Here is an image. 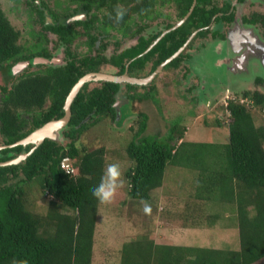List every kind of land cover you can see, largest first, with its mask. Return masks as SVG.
Masks as SVG:
<instances>
[{
	"label": "trees",
	"instance_id": "1",
	"mask_svg": "<svg viewBox=\"0 0 264 264\" xmlns=\"http://www.w3.org/2000/svg\"><path fill=\"white\" fill-rule=\"evenodd\" d=\"M91 1L97 5L107 4L112 9L108 16L111 14L115 18L120 14L116 9L118 0ZM139 1L142 2L141 14L150 16L154 0ZM187 2L186 7L181 6V16L191 0ZM198 12L197 5L192 14ZM212 13L201 12L203 17H189L145 55L139 53L155 36L141 38L136 47L127 48L110 59L102 56L76 58L68 44L65 64L39 63L38 69L31 70L35 65L34 56L50 57L51 53L46 47H37V43L23 44L20 31L11 23L0 2V71L5 79H13L10 86H0L3 143H14L47 121L62 117L65 100L73 85L87 72L99 70L103 61L115 65L119 68L118 73H122L130 60L129 69L134 72L153 59L150 74L182 46L194 28L207 25ZM251 18L264 24V14ZM47 27L58 32L64 42L72 40L75 34L71 26L48 24ZM208 32L201 29L199 34ZM93 39L90 37V45ZM184 56L183 53L178 55L165 68L178 67ZM25 60L30 62L27 68L14 73L13 66ZM99 80L101 84L93 88L85 83L73 100L71 118L60 130L67 140L64 146L46 138L20 163L0 165V264H92L99 204L92 191L104 175L105 148L86 149L78 144L79 137L91 123L103 117H110L121 125L133 112L132 106L137 100L131 93L121 95L120 83ZM126 86L129 91L137 87L129 83ZM243 96L254 105L264 107L263 91L245 90ZM146 98L157 102L150 90L139 99ZM225 109L229 117L226 123L229 141L187 142L190 147L185 151L182 147L188 127L175 135L179 127L173 126L165 138L146 135L143 133L148 117L142 113L139 127L126 148L133 161L126 177L129 194L133 198L149 200L152 191L163 185L169 164L196 170V191L193 189L190 198L230 204L237 216L239 247L224 249L156 243L141 238L123 244L120 264H254L264 259V125L256 124L251 109L238 98H228ZM220 119L217 121L224 124L225 121ZM34 146L30 143L0 149V161L29 152ZM66 155L77 159L78 175L66 173L60 167V160ZM34 180L52 198L46 218L31 212L24 203L23 184Z\"/></svg>",
	"mask_w": 264,
	"mask_h": 264
},
{
	"label": "rangeland",
	"instance_id": "2",
	"mask_svg": "<svg viewBox=\"0 0 264 264\" xmlns=\"http://www.w3.org/2000/svg\"><path fill=\"white\" fill-rule=\"evenodd\" d=\"M43 1L47 5L42 19L40 15L37 17V14L28 12L30 8L26 5L27 0H0L11 23L20 31L21 42L28 45L36 40L32 33L39 30L44 32L48 35H45L47 40L44 38V41L53 56L47 59L51 64L63 65L66 61L65 47L60 44L55 34L46 33L44 25L52 22V10L60 12L63 5H69L66 9L71 13L74 4L68 0ZM217 2L221 4L222 1ZM249 2L251 1L245 0L238 4V13L233 22L223 23L222 27L213 26L205 37H200L198 42L194 41L195 49L192 50L193 57L190 60L183 61L179 67L161 69L146 86H138L129 91L122 83L120 94H134L137 100L133 103V112L121 125L116 124L110 117H103L91 123L80 135L78 144H82L86 149L105 148L104 173L110 163L119 164L121 170L119 178L121 185L111 201L107 203L99 201L98 204L92 264H120L123 244L141 238L156 243L224 249L239 247L237 216L235 210L230 209L231 205L224 201L190 198L193 189L196 191L198 176L196 170L169 164L163 185L152 191L151 199L133 198L129 194L126 177L133 161L126 148L139 127L142 113L148 117L147 128L143 133L146 135L165 138L173 126L179 127L175 135H178L182 128L188 127L183 151L190 147L187 142L227 143L229 127L226 123L229 117L225 104L228 98L246 100L244 102L251 109L256 124L264 125V107L254 105L243 96L245 90L259 89L264 92V24L257 20V28H260L257 29L249 22L243 21L251 12L248 9ZM255 2L264 7V0H254ZM156 8L158 14L148 22V27L144 30L145 35L179 19L178 9L172 0H160ZM37 9L41 10L38 4ZM257 10L264 14V9ZM136 20L137 18L131 22V29L128 32L135 28ZM219 30L220 32L225 30L229 39L211 41V33ZM258 31L263 33V36ZM105 38L108 45L100 53L106 57L136 42L129 33L126 35L114 29H109ZM86 39V35H81L70 46L77 57L90 53L95 55L99 52V43L95 44L93 50L87 51ZM232 39L234 42H229ZM227 44L229 48L226 47ZM43 47L45 46L39 45V48ZM39 63L41 62L37 61L30 69H38ZM151 64L148 62L136 72L139 75L149 73ZM25 68L27 67L15 70L14 73H19ZM100 68L101 71L108 73H116L118 70L110 62L101 64ZM2 72L0 71V86L4 84L10 86L13 79H5ZM99 85L98 82H89V88ZM149 90L154 93L157 102L150 98L139 99ZM217 118H221L220 120L225 123L221 125ZM3 141L4 137L0 132V145ZM56 141L62 146L67 142L61 133ZM23 189L25 206L31 212L46 218L50 211L51 196L44 193L35 180L25 182ZM215 191L213 193L216 196ZM146 206L149 208L147 212L144 210ZM254 264H264V259Z\"/></svg>",
	"mask_w": 264,
	"mask_h": 264
},
{
	"label": "flooded vegetation",
	"instance_id": "3",
	"mask_svg": "<svg viewBox=\"0 0 264 264\" xmlns=\"http://www.w3.org/2000/svg\"><path fill=\"white\" fill-rule=\"evenodd\" d=\"M172 1L175 3V5L178 9L177 11H178L179 19L174 23H171V22L167 23V25H165V27H163L162 29H160L156 32H152L148 35L144 34V30L148 27V22L150 20H152V18H154L156 16V14H158L156 5L160 2V0H154V5H153L152 11L150 13V16L141 14V11H140L141 6H142L141 1H139V0H118L116 9L120 10L119 11L120 14H116L115 18L111 14L108 16L110 10H112V9H110V7L107 4L97 5V3H95V4L92 3L93 1H91V0H68L69 3L74 4L73 11L71 13H69L70 11L66 9V7H68L69 5H66V6L63 5L60 8V9L64 10V12H62V10H60V12L52 10L51 11L52 22H50L49 25L51 24V25H60L62 27H66V26L73 27V30L75 32L73 39L70 40L69 42H64L60 38V35L58 32L52 31L51 29H49L47 27L48 24H45L44 28H45L46 33L50 32L52 34H55L56 38L59 40L60 44L65 47V57L67 56L66 55L67 46H69V45L71 46L73 44V42L78 37H80L81 35H86L87 39L85 42L87 44V51L93 50L95 44L99 43V52L96 53L95 55H92L90 53V54H85L84 56H94V57L102 56V57H105L107 59H110L112 56L119 54L120 52H122L123 50H125L127 48L136 47L140 43L141 38H149L151 36H155L152 39V41L144 48V50L139 53V55H145L150 50H152L156 46V44L164 36H166V34L170 33L171 31L175 30L176 28H179L183 23H186L187 20L189 19V17H191V16H194V17H201L202 16L203 17V15L200 14L201 12L202 13H208V14L213 12L212 15L210 16L211 19H210L209 23L207 25L203 26L202 28L201 27L194 28V30L190 33V35L188 36L186 41L182 44V46H180L176 50V51H178L179 49L182 48L178 55H180L182 53L185 56L187 55V57L184 56L183 60L181 61V63H182L183 61L190 60L193 57L192 56V53H193L192 50H193V48L195 49L194 41L197 40V42H198L199 41L198 39L200 37L203 38L209 33L208 32L204 35H202V34L200 35L199 34L200 30L201 29H203V30L207 29L210 31L213 28V26L222 27L223 23L228 24V23L233 22L236 19V15L238 13V9H239L238 4L243 3L245 0H221L222 1L221 4H219L217 2L218 0H191V2H190L191 4L187 8V10H186L185 14H183V16L180 15L181 14V6L183 5V7H186V4L188 5V2H187L188 0H182V1L180 0L181 3L179 2V0H172ZM250 1L251 2H249V8L248 9H250L251 12L248 13V15L243 18V21H245V23L249 22L251 25L257 27V25H256L257 21L253 20L251 17L257 16V14H261L260 11L257 9H259V8L264 9V7H261L260 3H258V2L254 3V0H250ZM27 2L28 3L26 5H27V7L30 8V9H28V12L32 13V14H37V17L40 15L41 18L43 19L45 9H46V5H47L46 2H44L43 0H27ZM37 4L41 10L37 9ZM197 5L199 6V12L197 14L193 15L192 14L193 10ZM216 9H218V11H216ZM38 11H39V13H38ZM40 12L42 14H40ZM135 18H137V20L134 21L135 22V28L130 30L131 32H128V30L131 29V22L133 20H135ZM108 19H110V21ZM216 19H219V21H217ZM246 19H248L249 21L247 22ZM38 22H39V18H38ZM83 22H88L89 24L84 25ZM169 24H171V25L169 26ZM33 26H35V25H33ZM36 28H37V26H36ZM109 29H114L117 32H122L123 34H126V35H127V33H129V35H132L134 37L136 42L134 44L130 45L129 47L123 49L122 51H119V52L115 51L109 57L103 56V55H101L103 53H100V51H104L108 45V42L105 41V39H106L105 37L108 34ZM257 29H260V28H257ZM213 32H216V31H213ZM213 32L211 33V41L212 40L213 41H215V40L224 41V40L229 39V35L227 34V32L225 30H222L221 32L219 30L216 35H214ZM258 33L260 35L262 34L261 36H263V33L259 32V31H258ZM32 35L35 37L36 40L31 42L30 44H32V43L36 44L37 43V47H39V44H42L49 50V48L46 46V41H44V38H45V40H47L46 39V36H48L47 34H45L44 32L39 30V31H35L34 33H32ZM36 35H38V36H36ZM103 35H104V38H103ZM92 36L94 37L93 44L90 45L89 39ZM116 43H118L117 40H116ZM226 47L229 48L228 44ZM220 50H221V47H220ZM74 55H75V53H74ZM84 56H82V57H84ZM34 57L37 58L40 56L36 55ZM50 57H53L52 53H51ZM75 57L78 58L76 55H75ZM165 60H163L162 62H164ZM66 61H67V59H66ZM130 61L126 64L125 70L122 73H118V71H119V68H118L117 72L113 73V74H123L126 72L129 76L144 78V77H148L152 73L151 72L150 74L146 73L144 75H139L136 71L138 69H142V68H138V69L134 70V72L131 71L129 69ZM105 62H107V61H103V63H105ZM150 62L152 63L153 59H151ZM103 63H101V64H103ZM168 63H166L162 69H166L165 66ZM28 64H30V62ZM180 64H179V66H180ZM111 65H113V64H111ZM100 66H99V70H97V72H99V71L103 72V71H101ZM113 66H115V65H113ZM92 82H98L99 84H101L100 80H95ZM149 82L150 81H147L144 84H147ZM118 83H120L121 85H122V83H124L125 85H126V83L134 84V83H130L127 81L126 82H124V81L118 82ZM135 85H137V87L143 86V84H135ZM1 145H6V144L3 143ZM8 160H2V161H0V164L6 162Z\"/></svg>",
	"mask_w": 264,
	"mask_h": 264
},
{
	"label": "water",
	"instance_id": "4",
	"mask_svg": "<svg viewBox=\"0 0 264 264\" xmlns=\"http://www.w3.org/2000/svg\"><path fill=\"white\" fill-rule=\"evenodd\" d=\"M231 43L234 42L232 39L229 41ZM228 42V43H229ZM182 49V48H181ZM179 49L178 51L174 52L170 57H168L164 62H162L148 77L140 78L135 76H129L126 72L123 74H113L108 72H97V71H89L86 74H84L82 77L79 78V80L74 84V86L71 88L70 92L67 95V98L65 100L64 104V110L65 114L58 119H52L41 125L40 127L36 128L32 132H30L26 137L15 141L12 144L7 145H0V149L3 148H10L17 145H27V144H34L35 146L29 151V152H22L18 154L15 158L9 159L8 161L2 163V164H17L23 161L27 158V156L34 150V148L42 143L46 138L54 139L56 140L60 134V130L67 125L71 118V104L73 100L75 99L77 93L80 91L82 86L87 82H92L94 80H109L114 82H130L134 84H144L147 81L153 80L154 76L163 68V66L171 61L173 58H175L179 52L181 51ZM244 60V59H242ZM241 60V61H242ZM46 62L49 63V60L45 57H37L34 59V62ZM29 61L25 63H19L17 64L13 70H18V68H23L26 64H28Z\"/></svg>",
	"mask_w": 264,
	"mask_h": 264
},
{
	"label": "clouds",
	"instance_id": "5",
	"mask_svg": "<svg viewBox=\"0 0 264 264\" xmlns=\"http://www.w3.org/2000/svg\"><path fill=\"white\" fill-rule=\"evenodd\" d=\"M257 25V24H256ZM253 26V25H251ZM253 27H256V26H253ZM258 27V26H257ZM256 27V28H257ZM40 57H45V56H40ZM39 57V58H40ZM36 58V57H35ZM45 58H50V57H45ZM28 60H25V61H19L17 62L13 68L19 64V63H25L27 62ZM41 63H44V62H41ZM66 63V62H65ZM36 64V62L34 63ZM48 64V63H46ZM51 64V63H50ZM29 64H26L25 66L27 67ZM54 65V64H52ZM23 66V67H25ZM55 66H58V65H55ZM19 70V68H18ZM14 71V70H13ZM18 74V73H17ZM82 77V76H81ZM89 83V82H87ZM74 86V85H73ZM83 87V86H82ZM81 90V89H80ZM78 94V93H77ZM72 113V111H71ZM61 118V117H60ZM55 119H58V118H55ZM52 120V119H51ZM40 127V126H39ZM38 128V127H37ZM35 130V129H34ZM27 136V135H26ZM20 140V139H19ZM181 142V141H180ZM12 144V143H11ZM7 145V144H6ZM66 156H69V155H66ZM65 157V156H64ZM70 158H72L71 156H69ZM63 158V157H62ZM61 158V160H62ZM12 159V158H11ZM75 162V165H76V171L75 173H69V174H72V175H78L79 174V167L77 165V159L76 158H72ZM60 160V162H61ZM18 164V163H17ZM0 165H11V164H0ZM61 167V166H60ZM63 169V168H62ZM66 172V171H65ZM67 173V172H66ZM120 176H121V170H120V165L117 164V163H110L108 164L107 168H106V171L104 173V175L101 177V181L100 183L93 189L92 191V195L94 197L97 198L98 201L100 202H104V203H107V202H110L111 199L113 198V196L115 195L117 189L120 187L121 185V181H120ZM146 212L149 211V208L146 206L145 209H144Z\"/></svg>",
	"mask_w": 264,
	"mask_h": 264
},
{
	"label": "built area",
	"instance_id": "6",
	"mask_svg": "<svg viewBox=\"0 0 264 264\" xmlns=\"http://www.w3.org/2000/svg\"><path fill=\"white\" fill-rule=\"evenodd\" d=\"M242 102L246 101L244 99L241 100ZM254 104V102H252ZM61 168H63L67 173H75L76 165L72 158L69 156H65L62 158L60 162Z\"/></svg>",
	"mask_w": 264,
	"mask_h": 264
}]
</instances>
